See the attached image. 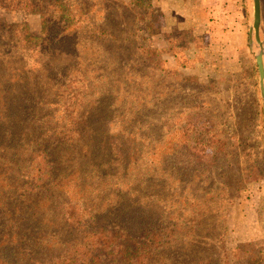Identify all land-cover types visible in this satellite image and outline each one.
<instances>
[{"label":"rangeland","instance_id":"obj_1","mask_svg":"<svg viewBox=\"0 0 264 264\" xmlns=\"http://www.w3.org/2000/svg\"><path fill=\"white\" fill-rule=\"evenodd\" d=\"M147 1L0 2V21L38 38L21 43L19 53L36 69L37 62L49 61L53 67L44 71L55 75L56 102L64 104L57 110L10 103L6 118L0 117L5 142L12 140L0 151V176L15 173L27 182L18 188L23 199L42 170L39 134L56 138L52 132L61 121L77 119L78 110L88 124L84 140L62 151L70 157L76 150L83 160L84 167L68 159L73 171L84 172L75 175L84 184L70 187L71 180L66 198L84 215L85 239L67 247L65 226L32 232L29 218L24 228L31 236L4 243L9 231L0 215V264H130L127 254L148 240L150 255L141 264H264V102L260 48L249 41L253 0L236 2L220 26L212 18L203 46L186 52H180L179 34L195 35L194 28L183 19H176L178 26L158 7L161 0H149L151 9ZM261 8L264 41V0ZM147 15L159 29L151 38ZM15 35L8 32L12 41L5 50L15 48ZM169 41L188 62L180 77L155 70L145 52L149 44L162 48ZM163 60L176 68L173 57ZM35 122L42 130L24 135L27 152V141L19 146L14 139ZM153 225L157 237L149 235Z\"/></svg>","mask_w":264,"mask_h":264},{"label":"trees","instance_id":"obj_2","mask_svg":"<svg viewBox=\"0 0 264 264\" xmlns=\"http://www.w3.org/2000/svg\"><path fill=\"white\" fill-rule=\"evenodd\" d=\"M1 1L2 0H0V2ZM3 1L8 3L11 0ZM140 2H142V0H140ZM147 7L149 9L153 7L152 2L149 0L147 1ZM149 18L150 16L147 15L146 21L148 24L146 26V33L151 38L159 33V29L155 28L153 23L149 21ZM15 27L19 29V26L0 21L1 119L6 118V109L10 106V103L14 106L22 105V103H35L38 105L36 106L38 109H50L53 106H55L57 110L63 108L64 104L60 106V103L56 102V100L61 98V94L56 92L58 85L56 79H54L55 75L50 74L49 71H44L53 66L49 64L48 61L37 62V69L33 66L30 67L27 64L28 60H24L22 55L19 53V50H21V43L26 42L29 44L38 38L33 37L28 29L24 28L26 26H21L25 29L24 32L20 30L19 32L17 31L14 33L13 30ZM8 32L12 33L13 35L16 34L15 39L20 37V40H16L15 44H12V46L15 47L12 50L10 48L5 50L6 45H8L7 42L10 43V41H12L8 39ZM179 36V40H184L180 52H186L192 47L201 48L203 46L202 36H196L191 31H181ZM145 52L155 70H160L162 72H172L176 77H180L181 75L179 74V69L189 68L187 60H183L180 52L177 51V45L172 44L170 41L167 43L166 47L162 48H157L149 44L145 46ZM164 55L173 57L175 59V69L166 68L164 66L166 63L165 60H163ZM182 79L183 82H185L192 78ZM63 87H66L65 84ZM76 115L77 119H75L73 122H66L63 124V121H61V125H59L57 129L52 132V137L56 138H44L45 133L43 132L39 134L36 148H40V150L36 153V156L40 157L42 170L41 173L36 174V178L33 179L35 187L29 191L28 195L26 194L27 196H23V199L19 198L20 192L18 188H21L23 184H27V182L23 183V181H20V179H18L20 178L18 174L12 173L8 176V173L1 171L3 174L0 176V215L3 220L5 231H9L7 234H5V239H1L2 242L7 243L13 239L21 241L24 239V237L29 238L31 234L30 236H27L26 233L31 232V228H24V222L29 218L31 219L29 220L30 223H32L31 226H33L32 232L39 230V228L43 225H48L50 227L49 231H51V229H56L58 227L62 228L65 226L70 233V238L65 243L67 247L73 246L75 242H79V238L82 239V231H84V233L87 232V222L84 219V215L80 213L82 211L79 209L76 210L75 206L71 205L69 198H66L67 190L71 180L72 182L70 183V187H80L84 184L83 182H78L77 178L75 177V175L82 177L84 172L80 170L73 171L70 166L71 163L68 161V159H70V161L74 164L80 161L82 166L83 160L75 158L76 150L70 157L63 155L62 153L65 147L71 146V144L75 141H78L80 144L84 140L85 135L88 134L86 129L88 124L85 120V117L82 115V111L78 110ZM5 125V122H0V151H5V145L12 143L11 139H9V143L5 142L6 137L8 136L7 131L5 130ZM39 130H42V128L41 126L37 127L36 122L33 125H30V129L26 128L25 130V127L22 128L21 131H19L22 134L21 137L14 139L16 141L15 144L22 146L23 142L27 141L25 145H27V152H29L30 148H28V139H23V137L26 133H28L29 136H33L30 133L31 131L38 134L40 132ZM51 143L54 144L52 148H50ZM166 160V157L162 158L160 162L162 167H164L166 164ZM127 168H130V164L127 166ZM8 171L10 172V170ZM5 176L8 178L6 179ZM102 177L103 176L101 175L100 178ZM62 201L65 202L63 208L59 205V203ZM53 213L58 216L57 220L53 219ZM148 228L149 227L147 226L146 229L148 230ZM154 229L155 226L153 229H151L152 233L148 232L150 230L147 231L149 235L156 233ZM45 231L47 230L45 229ZM95 231L97 230L95 229ZM157 236L158 235L155 234V237ZM83 238L85 239V237ZM84 239L82 241L80 240L81 243L85 242ZM129 241V237L127 239L124 238L122 243V247H124V249L127 247L125 244ZM157 243L158 242L156 240L155 244ZM149 244L150 240L147 242L144 241L142 244H138L136 249L132 250V254H127L129 259L126 261L130 264L143 263L144 260L150 255L149 250L151 246ZM22 246L26 248L27 244H22ZM34 248L36 250H40V252L43 253V250L40 248L35 246ZM62 251L59 250V252ZM250 264H258V262Z\"/></svg>","mask_w":264,"mask_h":264},{"label":"crops","instance_id":"obj_3","mask_svg":"<svg viewBox=\"0 0 264 264\" xmlns=\"http://www.w3.org/2000/svg\"><path fill=\"white\" fill-rule=\"evenodd\" d=\"M239 0H161L158 7L167 16H172L175 23L179 26L176 19H183L181 24L193 27L195 35L202 36L206 33L207 27L215 18L216 25L220 26L229 20L230 12H234L235 4ZM233 15V14H232ZM174 23V24H175ZM213 25V22H212Z\"/></svg>","mask_w":264,"mask_h":264},{"label":"water","instance_id":"obj_4","mask_svg":"<svg viewBox=\"0 0 264 264\" xmlns=\"http://www.w3.org/2000/svg\"><path fill=\"white\" fill-rule=\"evenodd\" d=\"M254 15L253 24L250 26V46L253 47L256 43L260 51L256 55V62L258 65L260 87L262 92V98L264 102V41L261 39V27H262V8L261 0H253Z\"/></svg>","mask_w":264,"mask_h":264}]
</instances>
